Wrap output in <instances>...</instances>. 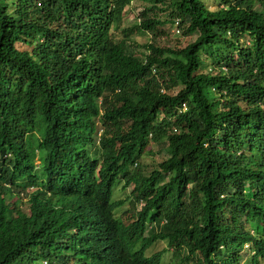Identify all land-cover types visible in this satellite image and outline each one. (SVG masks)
<instances>
[{"label": "trees", "instance_id": "obj_1", "mask_svg": "<svg viewBox=\"0 0 264 264\" xmlns=\"http://www.w3.org/2000/svg\"><path fill=\"white\" fill-rule=\"evenodd\" d=\"M214 2L0 0V264H264V0Z\"/></svg>", "mask_w": 264, "mask_h": 264}, {"label": "rangeland", "instance_id": "obj_2", "mask_svg": "<svg viewBox=\"0 0 264 264\" xmlns=\"http://www.w3.org/2000/svg\"><path fill=\"white\" fill-rule=\"evenodd\" d=\"M206 4L209 7H214V5H216V3L214 2V0H206ZM142 11V6L140 3H138L137 1H133V3L127 7L126 9V14L123 20V28L125 27H129L134 25L138 19H139V13ZM169 38L170 39H177L178 31L174 28L169 29ZM116 38H121L120 32H117ZM133 39H137V42L139 43V45L144 44L147 39H150V36L144 37V36H140V37H136L134 36ZM195 38H193L191 41H193ZM163 42V41H162ZM26 49H29L26 47ZM151 150L152 153L151 154H146L144 155V157L141 159V164L143 165V167L147 170H151L157 167V163L163 161L167 155H161L158 153V149L154 144H151L147 151ZM124 183L121 182V184L116 187L115 191H114V199L115 200H126L128 199V197L130 196V193L132 191V187H129L128 189H123ZM31 190V189H30ZM31 192V191H30ZM30 192H26L30 193ZM24 193L21 194L20 198L24 199V201L26 202V196ZM28 198V197H27ZM17 199V196L13 199V201ZM141 208V206L139 207V209ZM25 209V207H24ZM127 209H131L133 210L132 205H130V202L127 201L126 205L124 206V208L122 209V211H125ZM164 249H166V244L163 243H157L154 247H152L148 252L147 255L148 256H152L158 252L163 251ZM250 253V249L247 246L245 248V251L243 252V254L245 255L244 260L248 258V254ZM252 254V253H251ZM175 261L171 255V253H165V264H174ZM243 263V261H242Z\"/></svg>", "mask_w": 264, "mask_h": 264}]
</instances>
